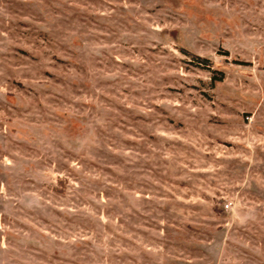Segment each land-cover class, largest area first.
<instances>
[{
    "label": "rangeland",
    "instance_id": "1",
    "mask_svg": "<svg viewBox=\"0 0 264 264\" xmlns=\"http://www.w3.org/2000/svg\"><path fill=\"white\" fill-rule=\"evenodd\" d=\"M0 264H264V0H0Z\"/></svg>",
    "mask_w": 264,
    "mask_h": 264
},
{
    "label": "trees",
    "instance_id": "2",
    "mask_svg": "<svg viewBox=\"0 0 264 264\" xmlns=\"http://www.w3.org/2000/svg\"><path fill=\"white\" fill-rule=\"evenodd\" d=\"M196 58H197L199 61H200V60H202V61L204 60V62L206 61V59H201L200 57H196Z\"/></svg>",
    "mask_w": 264,
    "mask_h": 264
}]
</instances>
